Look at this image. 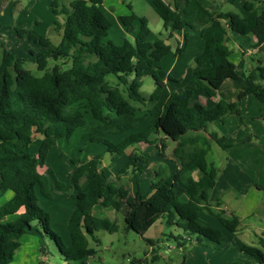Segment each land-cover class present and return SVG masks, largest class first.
Returning <instances> with one entry per match:
<instances>
[{
  "label": "trees",
  "instance_id": "1",
  "mask_svg": "<svg viewBox=\"0 0 264 264\" xmlns=\"http://www.w3.org/2000/svg\"><path fill=\"white\" fill-rule=\"evenodd\" d=\"M153 2L164 29L169 31L168 36L152 40L147 21L132 12L120 16V21L129 33L135 32V22H138L134 39L116 44L107 39L112 24L101 5L102 0H53L54 15L63 16L62 21L56 19L54 23L56 31L62 30L59 44L25 27H14L19 37H27L43 48L34 57L37 69L43 71L40 76L25 67V58L1 44L0 199L8 192L12 196L0 206V264L13 261L20 239L26 234L38 237L43 256L49 250V238L58 246L63 260H82L81 264H87L84 258L95 253L89 247L88 235L95 239V230H117V224L110 219L92 214L93 206L99 203L120 209V199L128 195L125 186L105 187L101 155L80 163L71 175L75 192L72 193L74 208L68 220V247L62 245L59 234L50 227L49 214L39 205L37 188L45 197H52L49 180L41 171L48 153L60 139H69L79 127L87 125L85 111L98 121L91 126L89 141L105 143L113 158L122 155L130 145L149 141L151 133L178 142L175 154L179 155V168L173 178L167 177L166 167L158 169L147 192L138 185L134 198L128 201L125 217L128 228L144 235L158 220L166 218L167 223L182 228L185 234L197 235L194 243L202 244L205 237L220 244L225 240L224 232L200 222V212L207 211L231 232L240 226L237 215L227 214L210 204L209 191L215 186L218 171L207 161L212 141L224 149L232 146L226 143L225 136L209 131L208 123L227 113L238 114L239 102L219 101L212 108L192 103V89L181 93L168 89L166 81L171 77L159 62L171 51V45L164 39L182 28L199 30L204 46L195 58L198 68L192 74V82L213 96L226 79L240 78L236 64L230 59L229 33H252L264 43V8H258L262 0L246 1L245 17L233 12H212L200 0ZM109 75L115 76V80L109 81ZM146 75L152 76L155 83L149 95L141 89ZM246 80L247 87L238 93L239 101L252 94L264 105L261 61L249 68ZM147 118L145 130L119 143L104 137L135 128ZM33 127L43 133L36 155L25 151L31 144ZM130 157L126 167L134 154ZM83 177L87 179L85 185L80 184ZM55 180L59 188L64 187L63 182L56 177ZM20 211L17 220L3 221ZM148 242L153 244L154 240ZM260 244L262 248L246 244L241 248L263 264V238ZM233 264L244 263L237 260Z\"/></svg>",
  "mask_w": 264,
  "mask_h": 264
},
{
  "label": "rangeland",
  "instance_id": "2",
  "mask_svg": "<svg viewBox=\"0 0 264 264\" xmlns=\"http://www.w3.org/2000/svg\"><path fill=\"white\" fill-rule=\"evenodd\" d=\"M52 1L0 0V60L1 44H4L5 47L25 58V67L31 69L33 74L37 76L43 74V71L37 69V64L34 59H31L29 51L30 45L34 48L37 46L31 44L27 37H19L14 27H25L38 35L49 37L53 44H59L62 39V30L56 31L54 23L56 19L62 21L63 16L54 15ZM102 2L104 12L112 24L107 39L116 44H121L125 37L129 40L133 39L132 34L127 32L120 21V16L132 12L147 21L153 30L152 40L168 36L166 30L162 28V19L155 10L153 0H102ZM223 7L230 8L236 13L245 11L241 3L236 7L225 3ZM137 28L138 22H135V31ZM194 32L196 35L188 36L186 46L174 38L164 39L170 41L171 52L159 62V65L171 77L170 89L178 93L192 89V99L203 105L207 103L209 108L214 107L219 101H237L238 93L247 87L246 72L241 64H238L237 68L239 79L226 80L213 98L207 97V102L200 99L201 95H206L194 87L192 74L197 68L194 57L200 53L203 40L198 32ZM251 38L248 36L239 39L244 47L254 52L251 56H247V61L251 65H256L252 59L258 57L264 65V51L255 49ZM181 47L184 49L177 52ZM52 63L53 60L50 61V65ZM107 79L114 81L115 76L109 75ZM143 80L141 89L145 95H149L155 88L154 80L150 75H146ZM84 114L87 125L79 127L69 139H60L50 149L46 165L42 167L41 171L49 180L52 197H45L37 188L39 205L49 214L50 227L59 234L62 245L68 247L70 244L68 220L73 212L72 193L75 192L71 175L80 163L101 155L100 169L105 177V187L109 184L125 186L128 189V195L120 199V209L103 205H95L92 208L94 216L108 218L116 223L118 228L115 232L105 229L95 230V239L98 241L89 236V247L94 248L95 253L84 258L87 264H199L202 259L206 262L218 259L214 252L219 254V251L208 247L211 243L205 237H202V244L194 243L197 235L185 234L182 228L167 223L166 218L157 221L144 235L127 226L125 217L128 201L134 198L138 185L142 191L147 192L151 182L156 179V171L161 167H166L167 177L173 178L180 163L179 155H174L178 142L163 135L157 138L156 134L151 133L148 136L149 141L130 145L122 155L113 158V154L108 151L105 143L89 141L91 126L98 121L91 113L85 111ZM148 121L121 133L105 134L104 137L113 143H119L128 136L145 130ZM207 127L209 131L225 136L226 143L232 145L224 149L217 142H211L207 158L208 162L217 168L218 175L215 187L209 191L210 204L217 209L228 207L232 210L235 206L240 207L245 212L237 214L242 223L264 225V105L253 95H247L241 101L240 114L228 113L220 119L209 122ZM41 140L33 136L30 146L25 151L36 155ZM179 149L182 155L181 147ZM130 154H134V157L131 164L126 167L131 159ZM49 169L57 180L63 182V188L57 186L55 177ZM86 183L85 177L80 179L81 185ZM11 196L12 192H8L2 197L0 206ZM19 217L20 214L8 215L3 221H15ZM199 220L204 225L223 230L222 225L219 226L220 223L207 211L200 212ZM149 239H153L154 243L150 244ZM47 244L49 250L46 256H43L40 252L38 237L23 235L10 264H42V261L45 264H81V260L69 262L63 260L53 240L48 238ZM204 251L210 252L209 255L208 253L205 255Z\"/></svg>",
  "mask_w": 264,
  "mask_h": 264
},
{
  "label": "crops",
  "instance_id": "3",
  "mask_svg": "<svg viewBox=\"0 0 264 264\" xmlns=\"http://www.w3.org/2000/svg\"><path fill=\"white\" fill-rule=\"evenodd\" d=\"M68 1V0H67ZM165 2L169 3V4H172L173 3V0L171 1H167V0H164ZM204 6L206 8H208L210 11L212 12H233V13H236L235 11H233L232 9H224L225 7H223V5L225 3H230L231 5H234L236 7V5H240V3L244 6V3L246 1H252V0H235L234 3H232L230 0H200ZM154 3V2H153ZM103 4V2H102ZM101 4V5H102ZM258 8L259 9H263L264 8V0H262V3H259L258 4ZM245 9V8H244ZM240 16L242 17H245L247 15V12L246 10L244 12L242 11H238V13ZM140 17V16H139ZM161 25H162V28L164 29V26H163V20L161 22ZM198 32L201 36V33L199 30H193V29H190L188 27L186 28H182V29H179V30H176L173 32V35L172 37H170L169 39L171 38H174L177 40V42H183L184 43V46H186L188 44V36L190 35H196L195 32ZM151 32L153 34V30L151 29ZM160 32V31H159ZM136 34V31L131 33L132 34V38L134 39V36ZM166 33H169L168 30H166ZM134 34V35H133ZM151 34V35H152ZM162 34V33H161ZM248 36H251L252 40V44L255 46V49H258L259 51H264V43H260L257 38L252 34V33H248V34H239V33H236V32H233V33H230L229 35V41L227 43L228 47L230 48L231 50V54H230V59L236 64V68H238V64H241L246 72V76L248 74V70L249 68L252 66L250 64V62L247 61V56H251L254 52H249L250 50L247 49V47H244L241 43V40L239 39H242L244 37H248ZM237 37V38H236ZM163 38V37H161ZM202 38V37H201ZM28 39V38H27ZM125 39H127L125 37ZM132 39V40H133ZM159 39L158 37L153 39V40H157ZM29 40V39H28ZM203 40V39H202ZM237 41V42H236ZM30 42V41H29ZM31 44H35L33 42H30ZM168 43L170 44V41L168 40ZM119 44V43H118ZM37 46V48L33 47L30 45V54L32 56L31 59H34L35 55L41 51L43 48L40 47L39 45L35 44ZM203 46H204V41L202 42V47H201V51L203 49ZM200 51V53H201ZM14 52V51H13ZM33 52V53H32ZM171 52V51H170ZM169 52V53H170ZM168 53V54H169ZM200 53H197V55H195L194 57V63L196 64L195 62V58L200 54ZM17 54V53H16ZM19 55V54H18ZM20 56V55H19ZM246 57V59L244 60V58ZM252 61L257 64L259 62L258 60V57L256 59H252ZM197 66V64H196ZM198 68V66H197ZM196 68V69H197ZM228 79H231V78H228ZM226 79V80H228ZM225 80V81H226ZM236 80V79H235ZM224 81V82H225ZM169 82L170 80H167L166 81V84H167V87L170 91H172L169 87ZM194 85V84H193ZM223 85V84H222ZM195 88H197L195 85H194ZM222 87V86H221ZM220 87V88H221ZM220 88L218 90H220ZM199 89V88H197ZM217 90V91H218ZM202 91V90H201ZM203 92V91H202ZM206 96H200V99L203 100L204 102H207L208 99L207 97L209 98H213V96H209L208 94H206L205 92H203ZM248 95H252V94H248ZM247 96V95H246ZM254 96V95H253ZM245 97V96H244ZM243 97V98H244ZM243 98L239 101V99L237 100L239 102V113L240 114V105H241V101L243 100ZM237 101H232V102H237ZM192 103H196L198 101H195V100H191ZM205 104V103H204ZM205 106H207V103L205 104ZM228 114V113H227ZM236 114V113H235ZM226 115V114H225ZM224 115V116H225ZM146 120H149V118H147ZM157 135V138L161 137L162 134H158V133H154ZM35 136L37 138H43V133L40 129H38L37 127H33L32 129V137ZM165 137V136H164ZM167 138V137H166ZM176 155V154H174ZM208 156V155H207ZM207 161H208V158H207ZM209 163V162H208ZM180 166V163H178V166L177 168H179ZM218 175V173H217ZM195 177L198 176V172H195L194 174ZM217 178V177H216ZM138 182V181H137ZM216 185V183H215ZM140 187V186H139ZM215 187V186H214ZM213 187V188H214ZM138 188V187H137ZM149 191V190H148ZM144 192V191H143ZM96 205H102V204H96ZM95 206V205H94ZM93 206V207H94ZM104 206V205H103ZM107 207V206H105ZM108 207H111V206H108ZM113 207V206H112ZM223 210H225L227 212V214H235L237 215L238 213H245L244 211H242L240 209V207H237L235 206L232 210H230L228 207H224ZM240 210V211H239ZM21 211L17 214H20ZM200 214V213H199ZM238 216V215H237ZM215 218V217H213ZM216 219V218H215ZM220 224L222 225V223L216 219ZM159 221V220H158ZM241 221V220H240ZM216 223V222H214ZM223 228L220 229L224 232L225 234V240L220 243V244H217L215 242H211L209 239H207L211 244L208 245V247H213V249H215L216 251H219L218 253L219 254H216L214 252V255H217V258L218 259H215L214 261H209V262H206L205 260L202 259V262H200L199 264H233L234 261H241L243 262L244 264H261V263H258L255 258L244 252L242 250V245L243 244H246V245H252V246H256V247H259V248H262L261 244H260V239L263 238L264 239V225H261V224H253V223H248V224H244L241 222L240 226L237 228V230L235 232H231L229 230H227L223 225L221 226ZM69 232V231H68ZM26 235H30V234H26ZM25 236V235H24ZM35 236V235H34ZM89 236L88 235V239H89ZM22 238V237H21ZM229 243V244H228ZM206 244H208L206 242ZM19 248V247H18ZM17 248V249H18ZM17 251V250H16ZM203 253H205V255H209L210 252H206L204 251ZM16 254V252H15ZM15 257V256H14ZM86 261V260H85ZM66 262H69V261H66ZM82 262V260H81ZM264 264V263H263Z\"/></svg>",
  "mask_w": 264,
  "mask_h": 264
},
{
  "label": "water",
  "instance_id": "4",
  "mask_svg": "<svg viewBox=\"0 0 264 264\" xmlns=\"http://www.w3.org/2000/svg\"><path fill=\"white\" fill-rule=\"evenodd\" d=\"M165 43H166V44H169V43H168V40H166Z\"/></svg>",
  "mask_w": 264,
  "mask_h": 264
},
{
  "label": "built area",
  "instance_id": "5",
  "mask_svg": "<svg viewBox=\"0 0 264 264\" xmlns=\"http://www.w3.org/2000/svg\"><path fill=\"white\" fill-rule=\"evenodd\" d=\"M249 52H251V51H249Z\"/></svg>",
  "mask_w": 264,
  "mask_h": 264
}]
</instances>
